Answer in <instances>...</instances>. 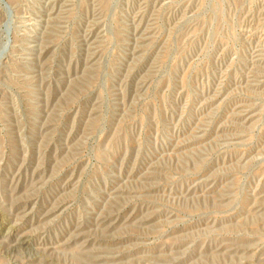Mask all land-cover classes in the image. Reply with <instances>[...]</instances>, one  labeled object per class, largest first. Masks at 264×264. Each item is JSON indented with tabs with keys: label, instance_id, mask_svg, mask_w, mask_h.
Wrapping results in <instances>:
<instances>
[{
	"label": "rangeland",
	"instance_id": "rangeland-1",
	"mask_svg": "<svg viewBox=\"0 0 264 264\" xmlns=\"http://www.w3.org/2000/svg\"><path fill=\"white\" fill-rule=\"evenodd\" d=\"M215 1L0 0V264H264V0Z\"/></svg>",
	"mask_w": 264,
	"mask_h": 264
},
{
	"label": "bare ground",
	"instance_id": "bare-ground-1",
	"mask_svg": "<svg viewBox=\"0 0 264 264\" xmlns=\"http://www.w3.org/2000/svg\"><path fill=\"white\" fill-rule=\"evenodd\" d=\"M108 6L111 7V0H107ZM207 5V7H205L204 12H209L212 15V22L214 23L215 27H219L222 23V21H225V14H224V7L223 5L217 0L213 3H205ZM225 6V5H224ZM203 10V9H202ZM224 24V23H223ZM213 25V27H214ZM211 30V29H210ZM175 35V34H174ZM175 53V52H174ZM170 68V67H169ZM168 69V68H167ZM169 70V69H168ZM24 79V78H23ZM22 84V83H21ZM38 110V109H36ZM40 110H42L40 108ZM31 111V110H30ZM2 133V130L0 129V134ZM11 133V132H10ZM1 136V135H0ZM207 163V162H206ZM198 212H201L200 209L197 210ZM193 213V212H192ZM205 213V212H204ZM81 258L85 257L84 254H78ZM90 260V258H88ZM77 264H79V262H76Z\"/></svg>",
	"mask_w": 264,
	"mask_h": 264
}]
</instances>
